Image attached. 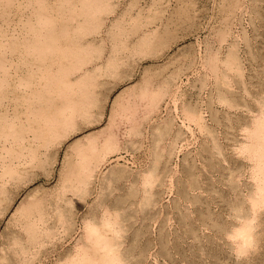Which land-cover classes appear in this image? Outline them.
I'll list each match as a JSON object with an SVG mask.
<instances>
[{
    "label": "rangeland",
    "instance_id": "374dc122",
    "mask_svg": "<svg viewBox=\"0 0 264 264\" xmlns=\"http://www.w3.org/2000/svg\"><path fill=\"white\" fill-rule=\"evenodd\" d=\"M99 1L0 0V129L3 120L18 118L25 123L27 106L41 109L43 116L63 108L65 98L33 97L49 83L46 69V76L62 86L63 66L54 64L55 55L44 51L53 40L69 50L65 66L76 68L69 83L90 77L98 80L93 123L77 119L79 129L54 143L51 155L56 157L48 175L34 170V180L19 186L9 209L0 215V256L9 250L7 243L14 232L22 235L10 218L25 192L38 187L53 191L58 185L68 145L88 134L97 135L101 143L112 134L119 148L102 161L88 194L82 200L67 194L74 199L73 229L59 231L50 245L37 248L32 264H57L59 255L72 251L84 231L81 217L99 212L96 202L120 209L119 217L126 225L123 250L129 251L130 264H264V192L260 190H264V155L253 157L250 132L242 130L260 113L259 103H264V0H107L98 12L83 10V4L94 7ZM117 40L124 47L115 71L107 61ZM86 46L89 51L83 53V64L82 56L79 60L73 55ZM225 56L231 66L239 59L242 74L224 70ZM171 77L172 85L160 97L159 107L145 120L147 100H139L140 90L145 86L159 90ZM219 90L227 91L228 100H236L239 107L219 104ZM17 96L30 99L29 104L21 108L13 101ZM186 104L198 110L211 136L195 125L183 124ZM170 119L173 127L165 131ZM133 122L141 123L138 137L125 135ZM35 123L42 124L37 119ZM26 140L34 149L31 137ZM240 145L249 152L237 151ZM155 151L161 154L159 180L150 202L136 212L135 201L140 198L130 192L140 188L139 174L150 165ZM112 168H123L125 173L118 180H101ZM190 174L197 175L196 189H190ZM231 182L236 183L234 191L229 188ZM97 192H101L98 199ZM238 200L241 209L235 213L241 215L239 225L245 223L251 242L242 245L239 255L238 239L228 235L237 223L229 203ZM204 212L213 220H201L198 214Z\"/></svg>",
    "mask_w": 264,
    "mask_h": 264
},
{
    "label": "bare ground",
    "instance_id": "6f19581e",
    "mask_svg": "<svg viewBox=\"0 0 264 264\" xmlns=\"http://www.w3.org/2000/svg\"><path fill=\"white\" fill-rule=\"evenodd\" d=\"M106 1L107 0H100L97 6L94 7L84 2L85 4L82 5L83 10H89V13L91 11L98 12L102 9V4H105ZM43 21L46 20L43 19ZM43 25L46 26V23H43ZM53 41L54 43L46 47L44 51L53 53L55 55L54 64L63 66L62 71L64 72L60 77V84L62 86L57 84L58 80L56 78L46 76L49 71V69H46L44 76L49 80V83L45 84L43 93L36 92L33 97L44 101L47 99L48 101H55L53 100L54 98L60 97L65 98L66 102L63 108L58 109L60 111H53L43 116L40 114L42 111L41 109L40 111H35L31 107H25L30 99L21 100L17 96L15 100H13L14 102L18 101L21 108L25 107L28 119L25 123L19 122L18 118L7 122L4 120L2 121L3 125H1L0 129V215L4 214L5 211L9 209L10 203L13 202L17 195L16 191H20L18 189L19 186L21 184L22 186L27 185L34 180V170L39 169L43 171L44 175H48V167L52 165L53 159L56 157L51 155V151L56 147L54 143H60V138L62 136H69L79 129L76 123L77 119H81L89 125L93 123L91 120L93 117L92 108L97 105L94 91L96 84H98V80L96 77H90L89 79L77 80L75 84L69 83V77L76 71V68L74 65H72L70 69L65 66L66 59L69 57V50L66 46L55 43L56 40ZM115 44L117 45L115 46ZM121 45L122 42H119V40L114 42L110 51V56L108 57L109 60L107 61L108 68H113L115 71H117V62L120 59L119 51L124 47V45ZM86 51H89L87 46L73 56L79 60L82 56L81 61L85 64L86 61L83 57V53ZM133 52L134 54L137 52L136 48L133 49ZM221 61L222 65L225 67L224 70L232 69L236 73L242 74L238 58H236L233 66L230 65L228 56L223 57ZM172 79L173 77H171L170 80H165L163 86L160 87L159 90L149 91V88L146 86L140 90L139 100H147V113L143 117L145 120L154 109L159 107L158 103L160 97L172 85V83H170ZM21 87L23 86L21 85ZM50 92L55 96L49 97L47 94H50ZM226 93L227 91L224 94L219 90L217 92L216 101L221 105L227 106L229 109H235L238 102L236 100L229 101ZM43 96H45V98ZM67 96L71 97L69 98ZM259 107L261 111L256 116L255 120L250 124L247 123L248 125L246 124L244 128L242 127V130H249L248 139H251L254 145V151L251 153L254 158L258 159L261 155H264V103H259ZM209 110H211V106ZM249 110H251V108ZM182 112L183 124H185V126L191 124L195 125L211 136V131H207L203 117L196 108L186 104L183 106ZM213 117L215 118V114H213ZM36 119L41 120L42 124L37 125L35 123ZM173 122V119L167 120L163 127L164 130H171ZM131 124L132 126L125 130V135L140 136L142 131L139 129V126L141 123L135 124L133 122ZM6 129L8 131L11 130L10 133H7L8 131ZM62 130H64L63 133L61 132ZM176 133L177 136L182 135L181 131L177 128ZM28 136L31 137L32 142L35 144L34 149L31 148L30 143L26 140ZM101 140L102 142L99 143L97 135L88 134L83 139L71 142L68 145V150L70 151L64 153L63 161L58 172L59 183L55 188L51 189L53 191H46L44 187L43 189L38 187L25 192L24 199L17 205L10 218L11 223L20 228L22 235H19L17 232L15 234L14 232L15 236L9 238L7 243L9 250L0 256V264H32L34 259L32 258V254L35 253L37 248H41L46 244L50 245L59 231H61V233L71 232L74 226V213L71 211L74 199L73 197L67 198V194L69 193L74 197H78L80 198L79 200L84 199L88 194L89 186L93 182L92 180L95 176V172L101 167L102 161L107 155L116 152L119 148L116 138L112 134H109L106 138H102ZM133 146L135 147V145ZM244 147L245 145H240L239 149L237 147L236 150L249 152V150ZM216 149H218V147H216ZM205 153H207V151ZM152 159V161L150 160L151 163L149 162L150 165L148 164L149 166L144 168L139 174L140 188L131 189L130 192V196L133 198H140L137 202L135 201L136 212L141 211L144 206L150 202L154 195L152 190L155 183L159 180L158 164L161 162V154L155 151ZM192 168L193 165L189 163V170ZM193 172L194 171H192V173ZM124 173L125 170L123 168H112L103 175L101 180L105 179L110 182L112 178L117 179L123 176ZM190 177V189H196L197 186H195L194 183L197 182V175L190 174ZM234 184L236 183L231 182L229 187L232 188V191H234ZM132 187L133 186H131V188ZM43 190L45 191L43 192ZM260 190L264 192L262 188H260ZM2 195H5V197H2ZM100 195L101 192H97L96 198L98 199ZM48 197L50 198L47 200ZM236 199H239L238 196ZM189 201L193 203L191 199H189ZM96 204V208L99 209V212L93 215L87 212L81 217L80 221L84 230L83 234L76 240V244L72 251H66L63 255H59L57 264H130L127 256L129 251L123 250L124 242L122 239L126 225L123 219L119 217L118 211L120 209L115 207L114 204L110 205L102 202H96ZM153 204L155 205L154 201ZM229 205L231 207L230 210L232 212L234 211L233 214L237 223L233 225V231H229L228 235L232 239H238L239 249H237L236 252L239 255L242 245L250 246L251 242L248 240L250 237L248 230H246L247 226L245 223L239 225L242 220L241 215L235 213L241 209L240 200L234 204L229 203ZM210 215V213L204 212L202 215L198 214V217L201 220L204 217L209 222L213 220V217ZM221 227H223V225ZM24 236L26 240H24ZM148 242H150L149 239Z\"/></svg>",
    "mask_w": 264,
    "mask_h": 264
}]
</instances>
